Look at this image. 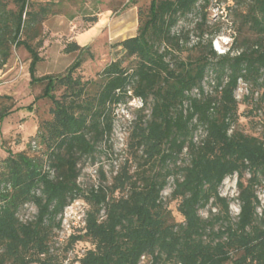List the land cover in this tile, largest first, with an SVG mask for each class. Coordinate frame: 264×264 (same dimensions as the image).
Listing matches in <instances>:
<instances>
[{
  "label": "trees",
  "instance_id": "16d2710c",
  "mask_svg": "<svg viewBox=\"0 0 264 264\" xmlns=\"http://www.w3.org/2000/svg\"><path fill=\"white\" fill-rule=\"evenodd\" d=\"M210 1L151 0L137 9L135 35L116 44L121 56L104 66L91 91L92 83L76 73L86 48L75 42L63 49L77 57L62 75L36 76L40 44L32 46L27 35L49 9L0 0V69L12 48L22 47L30 58L29 85L42 86L35 101L51 103V118L36 134L42 156L6 149L0 161V264H264V205L257 196L264 182V140L234 128L239 82L250 87L251 97L264 87V0H235L236 7H228L239 24L240 44L235 38L226 53L217 54L209 39L193 48L195 56L182 59L188 33L174 29L198 3L203 8ZM2 99L0 124L12 112ZM130 99L142 102L127 136L130 160L111 184L99 171L97 186L81 188L79 165L108 142L115 109ZM199 128L203 136L195 141ZM234 175L239 213L233 220L218 189ZM169 179L180 223L162 200ZM76 200L88 210L65 249L82 241L91 248L66 262L52 252L51 239L64 208ZM28 204L36 214L23 222L18 213ZM208 206L219 214L203 219L199 211Z\"/></svg>",
  "mask_w": 264,
  "mask_h": 264
},
{
  "label": "rangeland",
  "instance_id": "374dc122",
  "mask_svg": "<svg viewBox=\"0 0 264 264\" xmlns=\"http://www.w3.org/2000/svg\"><path fill=\"white\" fill-rule=\"evenodd\" d=\"M30 4L46 6L49 15L39 27L30 31L27 38L30 44L37 48L41 61L36 66V76L62 75L68 66L75 60L77 53L65 54L63 49L68 43L75 42L85 47L84 60L81 68L76 72L83 81L98 82V73L105 65L121 56L116 44L135 35L138 26L137 9H146L151 0H28ZM198 3L196 10L180 19L174 32L188 33L187 51L180 54L182 59L195 56L198 44L205 45L212 39V47L217 54L227 51L233 39H238L239 24L233 19L232 11L236 7L235 0H211L207 7ZM202 15L206 21L202 23ZM96 18L97 22L89 21ZM34 33L36 34L34 37ZM246 38L254 40L250 34ZM91 56V58L89 57ZM29 54L22 48H12V54L6 65L0 69V98L7 108L12 110L10 115L0 124V161L6 157L5 150L12 153L23 152L31 158H39L43 153V146L36 137L38 126L42 121L51 118V103L48 100L35 99L40 96L42 86H30L28 65ZM210 74L207 76L204 88L211 90ZM250 87L239 83L235 92L238 102L237 123L234 128L245 135L258 137L264 140V87L252 97ZM195 93V92H194ZM59 96L60 92H56ZM247 98V99H245ZM141 106L130 99L126 104L118 106L114 111L113 133L108 142L98 146L97 154L93 160L87 159L79 165L81 174L78 183L83 189L97 186L100 183L99 171H102L106 183L111 184L112 177L120 170L126 160H130L126 150V141L136 110ZM203 136L199 128L196 139ZM36 143V149L31 146ZM134 170V167L132 168ZM248 177V176H246ZM236 175L226 178L220 188L219 195L229 202L230 216L235 219L239 213L236 201ZM173 189L172 179L168 180L161 196L166 208L176 223L182 218L177 212L178 201L170 198ZM257 196L264 205V182L257 188ZM88 206L77 200L65 209V223H73L72 230L76 233L82 227L83 215ZM260 211V209L258 210ZM36 209L33 205L24 206L18 213L20 220L28 221L34 218ZM219 214V208L208 206L199 211L201 218L206 219ZM64 216L61 217V221ZM220 228L215 226V231ZM72 233V234H73ZM68 233L55 231L51 239V250L66 262L80 258L86 250L91 248L87 241L76 243L72 249L66 251Z\"/></svg>",
  "mask_w": 264,
  "mask_h": 264
},
{
  "label": "built area",
  "instance_id": "2783aa9c",
  "mask_svg": "<svg viewBox=\"0 0 264 264\" xmlns=\"http://www.w3.org/2000/svg\"><path fill=\"white\" fill-rule=\"evenodd\" d=\"M228 50V49H227ZM224 53H226V51H223L222 52V54H224ZM240 83V82H239ZM242 83V82H241ZM236 98V97H235ZM134 101H136L137 103H139V105L140 106H142V102H141V100H139V99H134ZM194 140L196 141L197 139H196V134H195V138H194ZM77 201V200H76ZM75 202V201H74ZM68 207V206H67ZM67 207H65L64 208V210H63V213L59 216V219L61 220V217L62 216H64V219L61 221V226H60V232L61 233H63V232H67L68 233V237L73 233V230H72V226L71 225H73L74 226V224L73 223H68V224H66V226L64 227V223H65V209L67 208ZM85 215V214H84ZM84 215H83V218H82V227L84 226ZM67 222V221H66ZM81 227V228H82Z\"/></svg>",
  "mask_w": 264,
  "mask_h": 264
}]
</instances>
